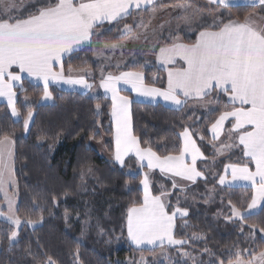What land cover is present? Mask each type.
<instances>
[{
  "label": "trees",
  "instance_id": "obj_1",
  "mask_svg": "<svg viewBox=\"0 0 264 264\" xmlns=\"http://www.w3.org/2000/svg\"><path fill=\"white\" fill-rule=\"evenodd\" d=\"M50 2L36 1L13 16L26 18ZM149 9L133 11L110 31L94 36L90 46L65 58L64 70L71 66L73 69H91L97 74L94 51L125 40L128 36H121L120 32L124 24L133 25L134 31L130 35L137 33L142 27H137L136 22L143 17L141 25H144ZM220 13L227 22L229 18L243 20L248 14H264V11L248 5L215 6L210 10L198 8L190 27L168 28L156 42L154 51L172 42L169 30L186 44L193 42L197 33L213 24ZM106 29L109 27L103 25L97 31ZM136 55V63L123 69L142 71L146 85L164 88L162 72L156 70L153 62L143 60V54ZM23 84L26 91L16 89L17 107L21 112L17 121L13 120L8 107L0 103V137L7 134L14 141L12 168L17 191V215L22 220L40 222L34 228L22 223L18 240L10 244V225L0 221V264H42L47 256H52L57 264H143V260L147 264H195L192 258L181 255L178 248L147 252L138 251L128 244L125 221L128 209L142 202L139 171L144 169L131 156L125 159L124 166L103 159L90 145L92 141L99 142L113 134L109 119L110 101L103 96L94 99L82 93L49 88L52 102L41 105L43 89L26 80ZM123 95L129 97L126 93ZM200 103L194 106L186 103L182 109L174 110L160 104L132 102V130L140 139L141 147H151L160 156L179 153V133L184 127L189 126L195 133L193 138L205 160L198 169L204 172L206 179L180 192L173 191L165 179L154 175L151 191L159 195L162 190H167L171 193L168 196L170 208H175L178 203L188 209V216L177 219L174 230L177 239H188L184 250L203 264L220 259L227 264L237 250L250 248L255 253L264 250L261 234L257 232L249 238L247 227L250 224L264 226V205L248 218L243 232L239 222L226 219L230 214L228 201L238 206L246 205L252 193L244 187H219V176L226 164L246 161L239 147L231 148L226 158L215 160L217 149L213 147L208 129L227 102L221 95L212 93ZM29 107L34 115L26 132L23 117ZM200 136L204 139L201 140ZM105 148L112 154L109 143ZM208 189L214 190V196L209 204H205ZM194 234L202 238L190 239ZM205 248L214 255L204 252ZM244 258L251 257L245 252Z\"/></svg>",
  "mask_w": 264,
  "mask_h": 264
},
{
  "label": "snow or ice",
  "instance_id": "obj_2",
  "mask_svg": "<svg viewBox=\"0 0 264 264\" xmlns=\"http://www.w3.org/2000/svg\"><path fill=\"white\" fill-rule=\"evenodd\" d=\"M208 2L223 8L236 6V0ZM155 3L156 0H51L26 18H21L12 15L15 6L12 0H0V97L6 98L11 115L17 118L21 116L17 107L16 89L18 85L21 92L26 91L23 74H27L34 82H42V100L52 99L50 83L90 89L92 84L85 79L88 75L86 68L73 69L70 66L68 75L65 76L64 58L84 46H90L93 37L99 34L96 30L105 23L119 24L121 20L131 16L133 10L154 6ZM257 4L264 8V0H247L250 7H256ZM187 7L189 6H179L185 13ZM253 15L264 18V14H249L243 21L229 18L225 22L223 13H220L214 18L213 24L199 31L193 43L181 42L180 37L173 36L169 30L172 42L160 46L157 53L158 63L167 71V88L146 85L142 71H121L119 75L109 72L105 75V68L102 66L100 69V87L106 94L111 93V117L115 127L114 161L124 166L125 157L132 154L140 168L158 169L161 174L170 173L172 177H179L192 184L198 178L206 179L204 172L197 168V161L204 154L193 138L195 133L189 126L184 127L179 133L183 143L179 153L175 155L160 156L151 147H141L140 139L132 130V101L128 96L120 94L122 89L119 85H130L138 96L152 101L162 98L178 108L184 107L189 99L202 100L213 92L227 97V104L211 124L210 131L212 139L219 140L225 132L227 122L230 124L227 133L231 143L221 141L218 148L216 145L213 147L222 155L225 150L242 146L243 156L255 164V170L250 168L249 162L226 164L224 175L219 176L220 185L244 182L242 186L253 189L251 200L246 205L238 206L231 200L228 201L230 214L226 219L239 222L241 232L244 231L248 218L264 204V27H259L252 21ZM178 19H183L186 24L192 23L191 17L187 15ZM136 26L139 27V24ZM163 28L164 25H161V29ZM133 31V25L130 24H124L120 29L121 36H130ZM130 39L137 40L139 36H130ZM117 47L122 49L124 45L113 44L111 51L114 53ZM98 55L103 56V51ZM177 60L183 61L186 66L175 67ZM57 65L59 71L55 70ZM14 66L19 71H13ZM74 72L77 75L74 76ZM96 107L97 110L100 109L99 104ZM33 115V109L29 107L23 117L26 132ZM200 139L203 140L204 137L200 136ZM12 144L14 141L9 135L0 137V161L5 150L11 156L9 146ZM229 174L231 181L227 178ZM13 183L11 175L6 180L4 169L0 168V192H4L7 204L6 212L0 207V218L10 225V244L18 240L22 223L34 228L40 222L33 219L22 220L17 215L16 201L5 190V184ZM140 184L143 186L142 202L128 209L127 234L130 241L137 248L147 247L152 252L165 246L175 247L181 250V255L192 258L195 264H203L184 250L188 239H177L174 232L177 218L187 217L188 209L180 207L178 203L175 208H170V202L166 198L171 193L167 190L154 195L148 172L143 174ZM177 187L178 184L173 180L172 188ZM247 227L249 238L259 232L264 239V226L250 224ZM201 238L194 234L190 239ZM204 252L214 255L207 248ZM245 252L250 259L244 258ZM78 255L77 252V258ZM42 264H57V261L52 256H47ZM143 264H147V261L143 260ZM209 264H225V261L210 260ZM227 264H264V251L255 253L250 248L237 250L234 258L229 259Z\"/></svg>",
  "mask_w": 264,
  "mask_h": 264
},
{
  "label": "rangeland",
  "instance_id": "obj_3",
  "mask_svg": "<svg viewBox=\"0 0 264 264\" xmlns=\"http://www.w3.org/2000/svg\"><path fill=\"white\" fill-rule=\"evenodd\" d=\"M39 1V0H12L14 3V8L12 9V15H17L19 12L23 11L27 7L21 8L23 4H33L34 2ZM158 4L160 5H165V7H159L157 6ZM180 5H186L189 6L187 7L186 13L183 12L179 6ZM205 7V6H204ZM150 8V9H149ZM201 9L203 7H198L195 5L193 2H188L187 0H156V3L154 6H148L146 13H147V20L144 22V25H141L143 22V17L140 18L137 22L136 25L139 24L142 28L139 29V31L133 35L130 36H139V39L137 40H132L130 39V36H128L125 40H122L121 42L114 43L116 45H124V47L121 49L119 47L116 48L115 52L113 53L111 51V44L110 46H102L99 48V50H95L93 54V59L96 60L98 63V69H97V74H92L91 69L88 70V75L86 77L91 76V82L92 87L90 88L87 96L92 97V98H98V97H106L105 96V91L103 88L100 87V79H101V67L103 66L105 68L104 74L107 75L109 72H111L113 75H119L121 71H129V70H124L126 65L131 66L132 64L134 65L137 61L136 54H139L140 56L143 54V60L149 59V53L154 49L153 45H156V42L158 41L159 38H161V35L163 34L164 31H166L168 28H175L174 30H178L180 26H187L190 27L192 24H186L183 19H178V17L187 15L188 17H191L192 22L195 21L196 18V10ZM145 9V8H144ZM206 9V8H203ZM143 10V9H141ZM207 10H210V8ZM161 25H164V28L161 29ZM177 26H179L177 28ZM112 27L106 30L98 31V33L110 31ZM103 51V56H99L98 53ZM110 58V59H107ZM149 61V60H148ZM116 65H119V67H116ZM119 86L124 90L127 85H124L121 83ZM111 97V96H110ZM45 101V100H44ZM111 102V107H112V100ZM201 104V103H200ZM197 105V104H196ZM211 109L213 110V106ZM8 110L11 113V109L8 107ZM12 116V115H11ZM13 120L17 121V117H13ZM109 119L111 120V129L113 130V134L109 138L103 137L101 141L99 142H90L91 147L95 149V151L104 159H107L109 161L114 162L115 164H118L114 161L113 156H114V151H115V141H114V122L111 117V111L109 114ZM31 124V122H30ZM30 126V125H29ZM109 143L111 148H112V153L109 154L106 151L105 144ZM11 150V156L8 155V151L5 150L4 157L2 161H0V168L4 169V176L5 179L7 180L9 176L11 175L13 179V168H12V163H13V145L9 146ZM217 158L221 155L218 152H216ZM129 156L135 157L134 155L130 154ZM119 165V164H118ZM121 166V165H120ZM5 190L7 192V195L14 199L15 201L17 200V191L15 187V180L13 184H5ZM211 191V189L207 190V193L205 194L204 198V203L209 204L210 200L212 197L208 195V192ZM212 192V191H211ZM211 198V199H210ZM17 206V203H16ZM0 207H3V210L6 212L7 211V204L4 200V192H0ZM0 221H4L3 218H0ZM6 222V221H4ZM7 223V222H6ZM15 243V242H13ZM264 251V250H262Z\"/></svg>",
  "mask_w": 264,
  "mask_h": 264
},
{
  "label": "crops",
  "instance_id": "obj_4",
  "mask_svg": "<svg viewBox=\"0 0 264 264\" xmlns=\"http://www.w3.org/2000/svg\"><path fill=\"white\" fill-rule=\"evenodd\" d=\"M188 2L190 1V2H193L195 5H197L198 7H203V8H210V9H213V7H215V6H217V5H212V4H210L209 2H208V0H187ZM236 5H240V6H247V0H236ZM28 5L27 4H23V6L21 7V8H24V7H27ZM205 6V7H204ZM232 7H235V6H232ZM256 7H258V8H261V6L259 5V4H257L256 5ZM262 10L264 11V8H262ZM133 11H136V10H133ZM251 14H258V13H251ZM260 14V13H259ZM249 15V14H248ZM247 15V16H248ZM244 20V19H243ZM243 20H241V21H243ZM252 21L257 25V26H259V27H264V18H262V16L261 15H253L252 16ZM116 23H113V24H111V25H109V24H107V23H105L104 25H106V26H108L109 28L110 27H113L114 25H115ZM97 31V30H96ZM99 31V30H98ZM97 31V32H98ZM101 31V30H100ZM197 36H198V33H197ZM197 36H196V38H197ZM180 39H181V42H183V43H186V42H184V40L180 37ZM196 40V39H195ZM195 40L193 41V42H195ZM193 42H191V43H193ZM170 44V43H169ZM165 46V45H164ZM84 47H86V46H84ZM83 48V47H82ZM81 49V48H80ZM79 50V49H78ZM77 51V50H76ZM76 51H74L73 53H75ZM159 52V48L157 49V51L155 52L154 51V49L151 51V53L152 54H148L149 55V59H146L147 61L149 60V61H151V62H153L154 63V65H155V68H156V70L157 71H160V72H162V76H163V78H164V88H167V71L158 63V61H157V53ZM73 53H71V54H73ZM70 54V55H71ZM70 55H68V56H70ZM68 56H66V57H68ZM65 57V58H66ZM65 58H64V60H65ZM145 60V59H144ZM145 60V61H146ZM181 66H186V65H184V63H183V61H181V60H177V63L175 64V67H181ZM169 67H173V65H169ZM13 71H19V69H17V68H15V66L13 67V69H12ZM55 70L56 71H59V66L57 65L56 66V68H55ZM92 72V71H91ZM133 72H135V71H133ZM64 74H65V76H67L68 75V69H66V70H64ZM93 74V73H92ZM73 75L75 76V75H77V73L76 72H74L73 73ZM23 76H24V80H26L27 82H29L30 84H33V85H36V86H38V87H41L42 89H43V84H42V82H34V81H32L30 78H28L27 77V74H23ZM85 79H87L88 80V82L90 83L91 82V79H92V77L91 76H89V77H86L85 76ZM92 81H93V79H92ZM128 87H126V89H122L121 88V86H119L121 89H122V91H121V95H123L124 93H126L127 95H129V98H130V100L132 101V102H139V103H143V104H152V105H162V106H164V107H166V108H168V109H174V110H180V109H182V108H178L177 106H175V105H172L170 102H166V101H164L162 98H157L155 101H152V100H149V99H146V98H144V97H141V96H138L134 91H132V89H131V87H130V85H127ZM17 88H19V86L17 85ZM50 88H53V89H58V90H61V91H70V92H75V93H82V94H88V92H89V90L90 89H84V88H82V87H80V86H69V85H66V84H51L50 83ZM163 89V88H162ZM123 93V94H122ZM213 93H215V92H213ZM222 97H224V99H225V101L227 102V97L226 96H224L223 94H220ZM105 96H106V98L109 100V101H111V93H105ZM124 96H126V95H124ZM42 98V97H41ZM40 98V99H41ZM181 99L183 100L184 98L183 97H181ZM204 99V98H203ZM52 102V99L51 100H40V104L41 105H44V104H50ZM200 102H201V100H195V99H189L188 101H187V103L189 104V105H191V106H194V105H196V104H200ZM0 103H2V104H5L7 107H8V104H7V100H6V98H4V97H0ZM111 103V102H110ZM210 128H211V125H210V127H209V129H208V135H209V138L211 139V141H212V143H213V145H216L217 146V148L219 147V145H220V143H221V141H223L224 143H231V140H229L228 139V133H227V129L228 128H230V124H228L227 122H226V125H225V132H224V134H222L221 135V137H220V139L219 140H213L212 139V133H211V131H210ZM179 139H180V142H181V146H182V143H183V141H182V139L179 137ZM216 148V149H217ZM239 148H242V146H239ZM231 150V149H230ZM230 150H225L224 151V153L222 154V155H220L218 158H215V160L216 161H218L219 159H224V158H226L227 157V155L229 154V152H230ZM113 151V150H112ZM113 154V153H112ZM128 157V156H127ZM127 157H125V159H127ZM243 158L245 159V161L246 162H249L248 161V158L247 157H244L243 156ZM134 159H135V161H136V164H138V166H139V162L137 161V159H136V157H134ZM187 159L188 160H190V157H187ZM214 160V161H215ZM202 162H205V160H204V158H202V159H200V160H198L197 161V168H198V165L199 164H201ZM145 164H146V161H145ZM249 166H250V168L252 169V170H255V164L254 163H250L249 162ZM144 170H140L139 171V174L141 175V180L143 179V174L145 173V172H148L149 173V175H150V184L152 183V180H153V177H154V175H158V176H160L161 178H163V179H165L168 183H169V185H171V188H172V183H173V180H175V182L178 184V186L179 187H177L176 189H173L172 188V190L174 191V190H177V191H180V192H184L187 188H189V187H192L193 185H195V184H192L191 182H188V181H185V180H182L181 178H179V177H172L171 176V174L169 173V174H161L160 172H159V170L158 169H156V170H149L147 167H144L143 168ZM222 175H224V168H223V170H222ZM228 180L229 181H231V176H230V174L228 175ZM204 178H198L197 179V181H202ZM140 180V181H141ZM219 181V180H218ZM197 183V182H196ZM244 184V182H236V183H234V184H231V185H229V184H225V185H220L219 183H218V186L219 187H223V188H230V189H232V188H248L249 190H250V192L252 193V195H253V189L250 187V186H247V187H245V186H242ZM140 187H141V190H142V197H143V186L140 184ZM181 189H183V191H181ZM212 191V192H211ZM211 191H209L208 192V195H210V197H213L214 195V190L213 189H211ZM167 201L169 200V197L167 196ZM211 199V198H210ZM264 204H262L261 205V208H262V206H263ZM260 208V209H261ZM260 209H257V210H255V213L254 214H252V215H255ZM128 215V214H127ZM185 218V217H184ZM183 218V219H184ZM177 219H181V218H177ZM126 233H127V217H126ZM127 240H128V244L132 247V248H134V249H136V250H138V251H142V250H144V251H147V252H152V251H149L148 250V248L147 247H144V248H137V246L136 245H134L131 241H130V239L128 238V234H127ZM171 249V248H174L175 249V247H167V246H165L164 248H156L155 249V251H159V252H161V251H163V250H165V249ZM177 249V248H176Z\"/></svg>",
  "mask_w": 264,
  "mask_h": 264
}]
</instances>
